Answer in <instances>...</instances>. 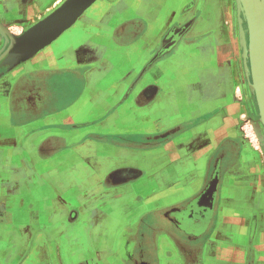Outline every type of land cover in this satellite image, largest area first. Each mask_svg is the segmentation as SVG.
<instances>
[{"label":"crops","instance_id":"obj_1","mask_svg":"<svg viewBox=\"0 0 264 264\" xmlns=\"http://www.w3.org/2000/svg\"><path fill=\"white\" fill-rule=\"evenodd\" d=\"M63 1L0 0V22L20 35ZM244 73L235 0H96L3 56L0 264H247L250 234L264 264Z\"/></svg>","mask_w":264,"mask_h":264},{"label":"water","instance_id":"obj_2","mask_svg":"<svg viewBox=\"0 0 264 264\" xmlns=\"http://www.w3.org/2000/svg\"><path fill=\"white\" fill-rule=\"evenodd\" d=\"M95 1L64 0L51 13L20 35L14 34L0 22V32L6 43H9L0 59L7 55L11 67L29 59L71 27ZM235 2L245 76L254 94L256 87L262 122H255L254 127L261 134L260 127L264 125V0H235ZM245 21L248 25V38ZM259 137L263 139L262 135Z\"/></svg>","mask_w":264,"mask_h":264},{"label":"rangeland","instance_id":"obj_3","mask_svg":"<svg viewBox=\"0 0 264 264\" xmlns=\"http://www.w3.org/2000/svg\"><path fill=\"white\" fill-rule=\"evenodd\" d=\"M235 15H236V23L238 25L237 12H236V2H235ZM246 24H247V22L245 21L244 22V26H245L246 33H247V38H248V28H247L248 25H246ZM11 31L14 34H17V32L19 30L17 28H15V29H12ZM242 81H243V89H245L247 96H249L251 98V99L247 98V100H248L247 101L248 102V110L243 115V117L241 119V121H242L241 122L242 131L245 134V137H246V139H247V141L249 143V145H248L249 149H248L247 155L251 154V156H254L255 154H258V157L264 163V125L262 124V126L260 127L261 134H259V132H257L255 127H254V123L255 122H261V117H260V112H259V107H258V104H257L256 96H255L254 93L251 92V88H250V86L248 84V80H247V78L245 76V73H244V79ZM260 135H262L263 139H261V137H259ZM233 155H235L234 151L231 154V156L233 157ZM236 155H237V153H236ZM239 171H241L240 173H245L244 172L245 171V167L242 166ZM259 202H261V201L259 200ZM257 203H258V201L256 202V204ZM253 220L258 224V218L257 219L254 218ZM252 224H254V223H252ZM252 236H253L252 234L249 235L250 242H248V247H247V252H248L247 264H251V261H252V255L249 254V252H251L249 250L252 247L251 246V239L253 238Z\"/></svg>","mask_w":264,"mask_h":264},{"label":"bare ground","instance_id":"obj_4","mask_svg":"<svg viewBox=\"0 0 264 264\" xmlns=\"http://www.w3.org/2000/svg\"><path fill=\"white\" fill-rule=\"evenodd\" d=\"M247 25V24H246ZM251 78H252V76H251ZM254 87H255V85H254ZM256 87H255V96H256ZM256 100H257V96H256ZM257 102H258V100H257Z\"/></svg>","mask_w":264,"mask_h":264}]
</instances>
